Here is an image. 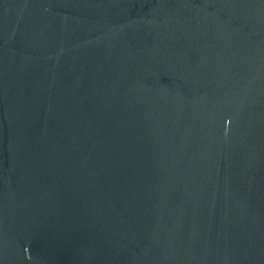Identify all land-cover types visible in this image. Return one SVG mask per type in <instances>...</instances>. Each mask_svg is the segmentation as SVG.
I'll use <instances>...</instances> for the list:
<instances>
[{"label": "water", "instance_id": "water-1", "mask_svg": "<svg viewBox=\"0 0 264 264\" xmlns=\"http://www.w3.org/2000/svg\"><path fill=\"white\" fill-rule=\"evenodd\" d=\"M0 264H264V0H0Z\"/></svg>", "mask_w": 264, "mask_h": 264}]
</instances>
